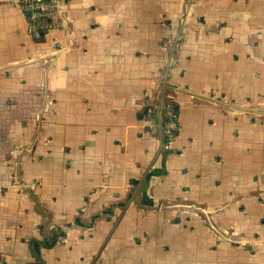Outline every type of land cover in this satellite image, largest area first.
Segmentation results:
<instances>
[{
    "label": "crops",
    "instance_id": "0c3cea01",
    "mask_svg": "<svg viewBox=\"0 0 264 264\" xmlns=\"http://www.w3.org/2000/svg\"><path fill=\"white\" fill-rule=\"evenodd\" d=\"M60 5L0 0V264H264V0Z\"/></svg>",
    "mask_w": 264,
    "mask_h": 264
},
{
    "label": "built area",
    "instance_id": "2783aa9c",
    "mask_svg": "<svg viewBox=\"0 0 264 264\" xmlns=\"http://www.w3.org/2000/svg\"><path fill=\"white\" fill-rule=\"evenodd\" d=\"M8 2L24 12L28 22V30L36 40H41L47 31L54 26L52 14L61 6L60 0H8ZM155 111L159 116L150 127H157L161 130L164 147L169 148L178 128L177 108L172 102H164L156 110L148 108L147 116L150 121H152V115Z\"/></svg>",
    "mask_w": 264,
    "mask_h": 264
},
{
    "label": "trees",
    "instance_id": "16d2710c",
    "mask_svg": "<svg viewBox=\"0 0 264 264\" xmlns=\"http://www.w3.org/2000/svg\"><path fill=\"white\" fill-rule=\"evenodd\" d=\"M174 106H175V104H174ZM176 107V106H175ZM168 137L166 136V139H167ZM57 240H58V238H55L53 241H52V244H54L55 242H57ZM34 244H36V246H39L40 245V242L39 241H34ZM36 249V254H38V256H40V252L38 251L39 250V248H35Z\"/></svg>",
    "mask_w": 264,
    "mask_h": 264
}]
</instances>
